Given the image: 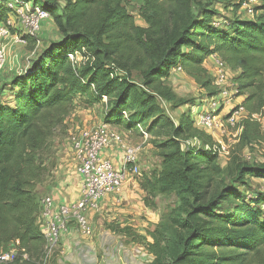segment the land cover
Segmentation results:
<instances>
[{"label": "trees", "instance_id": "16d2710c", "mask_svg": "<svg viewBox=\"0 0 264 264\" xmlns=\"http://www.w3.org/2000/svg\"><path fill=\"white\" fill-rule=\"evenodd\" d=\"M27 1L48 13L59 38L24 72L7 79V102L0 97V247L19 258L42 257L36 155L70 114L76 97L91 103L106 98L112 128L142 125L147 134L166 137L158 144L161 170L145 176L141 188L184 200L182 216L173 222L176 234H150L148 264H264V196L250 198L247 189L248 179L264 180V165L233 156L226 168L231 184L211 195L208 188L220 173L217 154L205 150L211 138L194 127L188 112L177 121L169 118L159 101L168 105L172 99L165 81L177 67L207 99L215 96L203 63L216 55L234 74L235 97L242 98L246 113L240 146L257 141L260 124L252 116L264 106V0H257L253 18L229 22L217 7L237 10L242 0H138L143 26L135 25L129 0ZM9 16L6 0H0V25ZM32 43L27 37L26 46ZM81 51L83 62L69 61L68 54ZM193 138L199 148L183 146Z\"/></svg>", "mask_w": 264, "mask_h": 264}, {"label": "rangeland", "instance_id": "374dc122", "mask_svg": "<svg viewBox=\"0 0 264 264\" xmlns=\"http://www.w3.org/2000/svg\"><path fill=\"white\" fill-rule=\"evenodd\" d=\"M232 2L234 3L235 0H230L231 4ZM137 9L138 0H129V11L134 18L135 25L143 26L142 20L138 17ZM217 11L223 20L228 22L236 18H243L245 15L240 8L227 12L217 7ZM191 13L193 12L191 11ZM15 26L20 32L24 31L17 23ZM179 26L181 27L182 24L180 23ZM58 38L57 28L49 18L41 22L38 38L34 39L35 44L16 46L9 43L11 49L7 54L6 65L0 78L13 73L20 74L25 70L28 62L34 60L50 42L57 41ZM203 68L206 69L207 75L213 74V68L209 64L203 65ZM131 76L134 82H140L138 72L132 71ZM1 79L0 96L4 98L3 101L7 102L9 89L7 85H2ZM165 86L172 99L167 103L164 113L174 121H177L180 114L184 112H188L189 118L192 120V116L197 115L200 111L205 112L207 109L208 99L204 90L184 72L170 76L165 81ZM241 102L242 98L235 99L231 108L241 104ZM109 109L107 99H102L96 103H91L83 97H76L73 100L70 114L54 130L45 148L36 155L35 163L39 173L34 182L35 192L40 195V199L49 197L54 189L71 185L74 178L75 162L69 138L80 130L91 128L93 125L106 124L110 126L111 124L106 121ZM228 111L229 109H225L216 113L219 115L218 118L222 120L221 127L211 131H203L212 140L210 146H216L220 150V154H217V165L220 168V173L213 177L208 188L211 195L231 184V179L226 176V168L233 156L240 158L249 165H264V112H261L258 118H254L260 124L259 139L241 147L239 143L241 122L246 119V115L240 116L234 125H230L224 119ZM126 117L127 115H125L124 120ZM110 127L112 128V126ZM141 127L146 130L142 125ZM116 129L126 135L127 141L133 143H130L131 145L143 143L138 156L139 173L131 178L139 185L138 190L133 189V192L138 195L136 200L132 201L136 212L134 221H130L132 216L125 219V215L121 214L126 208L124 203L109 210H106L107 208L102 210L101 208L90 211L86 216L92 230L91 237L83 238L76 224L69 221L66 225V231L59 235L57 245L50 252L46 263H44L43 257L34 260V256L26 255V258H19L17 255V259L10 264H148L152 258L148 254L146 246L152 242L150 234L158 232V234L168 237L176 234L173 222L177 220L179 215L182 216L181 210L184 200L178 199L175 195L150 194L141 188L145 176H156L161 170L162 158L158 144L165 141L166 137H155L148 134L149 139L144 142L136 128L126 130L123 127H116ZM247 184L248 197L251 194L264 196L263 179L250 178ZM39 225H44V223L39 222ZM68 231L74 237L68 235L64 238ZM70 238L73 240L71 243ZM7 251L10 250L0 247V253Z\"/></svg>", "mask_w": 264, "mask_h": 264}, {"label": "built area", "instance_id": "2783aa9c", "mask_svg": "<svg viewBox=\"0 0 264 264\" xmlns=\"http://www.w3.org/2000/svg\"><path fill=\"white\" fill-rule=\"evenodd\" d=\"M256 5L257 0H242L240 10L245 14L243 18H253V8ZM6 6L10 11V16L6 24L0 25V76L6 65L7 54L11 49L9 43L24 46L27 37L37 39L41 22L49 19L45 10L34 6L27 0H6ZM16 23L23 28V32L17 30ZM213 26L217 27L219 23L214 20ZM82 52L84 51L68 54L67 57L70 62L78 65L84 61ZM208 59L211 60L209 65L213 68V74L210 77L217 93L208 99V107L205 112L200 111L197 115L192 116L194 127L204 132L221 127L222 120L218 118L219 115H216L219 111L229 109L224 119L230 125H234L240 116L246 115L240 104L231 108L232 103L237 99L235 97L237 88L231 81L234 74L218 56L212 55ZM29 65L30 62L27 63L25 70ZM181 72L183 71L180 67L174 68L171 71V76ZM116 74L124 75L121 71L116 72ZM159 101L165 110L166 105L161 100ZM262 112H264V106ZM258 116L260 115H253L252 118H258ZM137 130L141 134L142 140L146 142L149 139L148 134L140 125H137ZM69 141L74 154V172L80 178L78 199L72 204L59 206L54 204L51 197L40 200L42 210L39 222L44 223V225H40L45 241L42 256L44 263L47 262L50 252L56 247L61 232L66 231V225L69 221L76 224L83 238L91 237L92 230L86 216L87 213L98 210L99 204L104 198L119 196L129 177H134L139 173L138 156L143 143L131 145L123 132L111 128L109 125L98 124L80 130L72 135ZM182 144L184 147L199 148L201 146L200 141L195 138L185 140ZM113 148L118 149L121 155L118 169H115L110 160L102 157L103 152ZM205 150L220 154V150L216 146H206ZM261 210L264 212V204L261 205ZM22 257L26 258L25 256ZM15 259H17V254L12 250L0 253V264H10Z\"/></svg>", "mask_w": 264, "mask_h": 264}, {"label": "crops", "instance_id": "0c3cea01", "mask_svg": "<svg viewBox=\"0 0 264 264\" xmlns=\"http://www.w3.org/2000/svg\"><path fill=\"white\" fill-rule=\"evenodd\" d=\"M209 63H211V60L207 59L205 61V63H203V65L205 66L206 64H209ZM2 74L3 73H1V75ZM13 74H15V73H13ZM11 75L12 74H10L7 77H5V76L2 77V80H1V81H3L2 85L8 84L7 79ZM3 99L4 98H2L1 100L3 101ZM129 143H131V142L129 141ZM131 144H133V143H131ZM102 157L110 160L113 163L115 169H118L120 167L121 155L118 152V149L113 148V149L107 150V151L103 152ZM131 178H133V177H129V179L125 183L123 190L121 191V194L119 196H113V197L108 196V197L104 198L99 204V210L101 208H102V210H104L106 208H107L106 210H109L110 208H114L116 205L124 203L126 205V208H124V210H123L124 212L122 211L123 213L121 212V214L125 215L124 216L125 219H127V217L130 218L132 216L133 218H131L130 221L131 222L134 221V219L136 218V216H135L136 212H135V208H133L134 203L132 201L133 200L135 201L138 195L135 194V192H133V189L138 190L139 185L137 184L136 181H133ZM79 187H80V178H78V176L74 172V178L72 179L71 185H68L67 187L63 186L60 189L52 190L51 195L49 197H51L53 199V202L56 206H59L62 204H72L75 201H77V199H78ZM116 210L121 211L120 209H116ZM68 235H69V237H74L68 231V233L65 235L64 238H66ZM70 239H71L70 240V243H71L73 240H72V238H70ZM69 255H71V254H69Z\"/></svg>", "mask_w": 264, "mask_h": 264}]
</instances>
